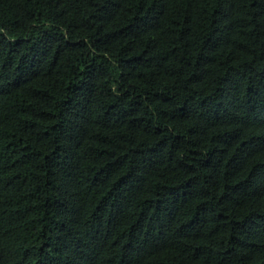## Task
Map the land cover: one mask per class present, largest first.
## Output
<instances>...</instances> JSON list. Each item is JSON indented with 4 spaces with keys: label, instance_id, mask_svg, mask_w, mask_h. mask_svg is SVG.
<instances>
[{
    "label": "trees",
    "instance_id": "obj_1",
    "mask_svg": "<svg viewBox=\"0 0 264 264\" xmlns=\"http://www.w3.org/2000/svg\"><path fill=\"white\" fill-rule=\"evenodd\" d=\"M0 264H264V0H0Z\"/></svg>",
    "mask_w": 264,
    "mask_h": 264
}]
</instances>
